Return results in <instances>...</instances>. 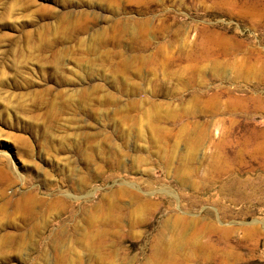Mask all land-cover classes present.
<instances>
[{
    "label": "rangeland",
    "instance_id": "rangeland-1",
    "mask_svg": "<svg viewBox=\"0 0 264 264\" xmlns=\"http://www.w3.org/2000/svg\"><path fill=\"white\" fill-rule=\"evenodd\" d=\"M0 264H264V0H0Z\"/></svg>",
    "mask_w": 264,
    "mask_h": 264
}]
</instances>
